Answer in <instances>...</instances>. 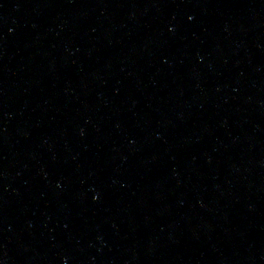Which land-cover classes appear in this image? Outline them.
Returning a JSON list of instances; mask_svg holds the SVG:
<instances>
[{
	"label": "water",
	"instance_id": "obj_1",
	"mask_svg": "<svg viewBox=\"0 0 264 264\" xmlns=\"http://www.w3.org/2000/svg\"><path fill=\"white\" fill-rule=\"evenodd\" d=\"M0 264H264V0H0Z\"/></svg>",
	"mask_w": 264,
	"mask_h": 264
}]
</instances>
